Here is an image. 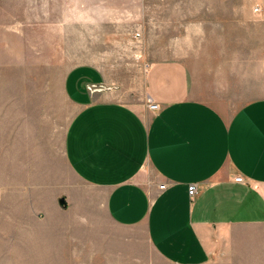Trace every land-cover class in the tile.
Here are the masks:
<instances>
[{
	"label": "rangeland",
	"instance_id": "374dc122",
	"mask_svg": "<svg viewBox=\"0 0 264 264\" xmlns=\"http://www.w3.org/2000/svg\"><path fill=\"white\" fill-rule=\"evenodd\" d=\"M176 35L195 49L199 99L227 116L264 99V0H0V264H173L143 228L117 226L69 165L78 107L64 80L92 65L144 108L147 64L164 59L146 56L148 39L173 49ZM205 264H264V228L239 229Z\"/></svg>",
	"mask_w": 264,
	"mask_h": 264
},
{
	"label": "crops",
	"instance_id": "0c3cea01",
	"mask_svg": "<svg viewBox=\"0 0 264 264\" xmlns=\"http://www.w3.org/2000/svg\"><path fill=\"white\" fill-rule=\"evenodd\" d=\"M176 36L173 49H161L162 37L148 39L146 56L164 59L147 64L144 108L120 100L97 67L68 72L64 89L78 112L66 156L103 192L117 226L143 228L173 264H205L228 254L239 229L264 228V99L232 116L199 99L189 60L195 49Z\"/></svg>",
	"mask_w": 264,
	"mask_h": 264
},
{
	"label": "built area",
	"instance_id": "2783aa9c",
	"mask_svg": "<svg viewBox=\"0 0 264 264\" xmlns=\"http://www.w3.org/2000/svg\"><path fill=\"white\" fill-rule=\"evenodd\" d=\"M256 11H259V9H256ZM138 36H140L139 33H137L136 37H138ZM159 107L160 106L158 104H156V103H151L150 104V108L152 110H158ZM236 181L237 182H242L243 178L242 177H238V178H236ZM165 188H166V185H164V184L160 185V190H164ZM188 193L193 198L196 195V193H197L196 185H190L189 188H188Z\"/></svg>",
	"mask_w": 264,
	"mask_h": 264
},
{
	"label": "water",
	"instance_id": "95a60500",
	"mask_svg": "<svg viewBox=\"0 0 264 264\" xmlns=\"http://www.w3.org/2000/svg\"><path fill=\"white\" fill-rule=\"evenodd\" d=\"M60 204H61V205H65V199H64V198H62V199L60 200Z\"/></svg>",
	"mask_w": 264,
	"mask_h": 264
}]
</instances>
